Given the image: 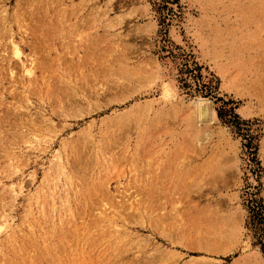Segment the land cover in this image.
<instances>
[{
  "label": "rangeland",
  "instance_id": "374dc122",
  "mask_svg": "<svg viewBox=\"0 0 264 264\" xmlns=\"http://www.w3.org/2000/svg\"><path fill=\"white\" fill-rule=\"evenodd\" d=\"M261 202L264 0H0V264H264Z\"/></svg>",
  "mask_w": 264,
  "mask_h": 264
},
{
  "label": "bare ground",
  "instance_id": "6f19581e",
  "mask_svg": "<svg viewBox=\"0 0 264 264\" xmlns=\"http://www.w3.org/2000/svg\"><path fill=\"white\" fill-rule=\"evenodd\" d=\"M15 52H16V54H18L19 55V53H20V49H19V47L17 46V45H15ZM21 58V57H20ZM27 70L26 71H28V72H30V69H29V67L28 68H26ZM31 73V72H30ZM29 74V73H28ZM165 92L166 93H168V89H165ZM166 95V94H165ZM204 102H206V101H204V100H202V99H199V100H197L196 101V103H195V106H196V108H195V113H196V116H197V118H198V120L199 121H201V122H209L211 119H210V115H211V108H210V104L209 105H203V104H206V103H204ZM203 105V106H202ZM194 113V114H195ZM2 228H3V226L2 225H0V233H1V231H2Z\"/></svg>",
  "mask_w": 264,
  "mask_h": 264
},
{
  "label": "trees",
  "instance_id": "16d2710c",
  "mask_svg": "<svg viewBox=\"0 0 264 264\" xmlns=\"http://www.w3.org/2000/svg\"><path fill=\"white\" fill-rule=\"evenodd\" d=\"M256 217L260 224L264 223V205L259 203V205H256Z\"/></svg>",
  "mask_w": 264,
  "mask_h": 264
}]
</instances>
